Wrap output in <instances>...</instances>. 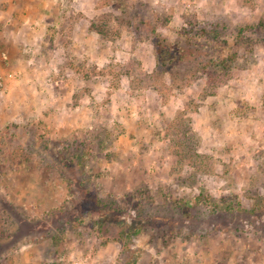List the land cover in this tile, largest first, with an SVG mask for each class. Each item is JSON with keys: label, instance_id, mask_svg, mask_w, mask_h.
I'll list each match as a JSON object with an SVG mask.
<instances>
[{"label": "rangeland", "instance_id": "374dc122", "mask_svg": "<svg viewBox=\"0 0 264 264\" xmlns=\"http://www.w3.org/2000/svg\"><path fill=\"white\" fill-rule=\"evenodd\" d=\"M54 152L127 204L107 218L176 204L181 234L134 236L133 264H264V0H0V264H120L126 228H93Z\"/></svg>", "mask_w": 264, "mask_h": 264}, {"label": "trees", "instance_id": "16d2710c", "mask_svg": "<svg viewBox=\"0 0 264 264\" xmlns=\"http://www.w3.org/2000/svg\"><path fill=\"white\" fill-rule=\"evenodd\" d=\"M206 29V28H205ZM204 33V32H203ZM204 37L210 39L212 38V40L218 41L221 39V34L219 33L218 30H209V31H205L204 33ZM172 48H174V46H172ZM178 49V47H177ZM169 53H167L166 57L164 58V60L167 61H175L174 65H179L180 62H186V61H191L192 59L195 60H200L202 62L207 61V63H205V65L207 67L209 66H213V62L210 60L208 61V59L210 58V55H208L207 52H198L197 54L194 52H190L187 49L184 48H180L176 51H170L168 48ZM199 51V50H198ZM194 57V58H193ZM200 59H199V58ZM225 61H223L222 65H225L224 63ZM161 63V62H160ZM190 63V62H189ZM220 62L216 61V64H219ZM169 64V63H168ZM166 63H163L161 65V67H167V72H169V66ZM164 72V71H163ZM54 156L52 157V163L59 169H63L65 174L67 175V178L70 182V192L72 193V195L74 194V189H75V184H79V186L81 187H85V194L87 197H84L82 200L83 203H88V206H83L82 209V214L84 215V217L86 219H90L93 220L95 217H100V216H104L105 219L103 220L102 225H95L93 226V228H99L100 229H104L106 227V225H112V224H116L117 228H122L125 227V233L121 234L120 236H116V234L114 236H112L116 241H119L122 244L123 250L121 253V263L120 264H133V262L130 260V253H133L132 248L130 246V241H132L134 236L139 235L140 233L144 232L147 229H153L157 231V234L155 235L158 238H165L166 242H168L169 240H173L174 238H176L179 234H181L180 230H176L175 229V222H172V214H169L170 212H172V210H175L174 205L176 206V204L174 205H161L158 206V204H156V199L154 197H150L146 202L147 204H151L154 207L153 210H151L152 214H150V216H144L143 213L137 212L136 214V219H135V223L129 222L128 220L124 221L121 219H117L116 217L114 218H107V216L110 214H117L120 211H125L126 209H128V207H126L125 205H127L125 203L124 204H115V203H111L110 199L106 200L104 198H102L97 192H95L94 188L91 186V179L89 176V172L87 170V161L85 160V154H83L82 156L79 157V155H77L76 153V158H79L78 161L76 162H70V165L72 167H76L78 166V168L80 169V175H81V179L80 180H76L75 176L73 174H71V172H69V170H67L66 165L64 166L62 164L63 159L64 158H58V156L56 154H58L57 152H54ZM72 154V153H70ZM84 162H85V166H84ZM64 163V162H63ZM111 203V204H110ZM205 203L201 202V199H198V202H186L185 204L183 203V201H180L178 207L181 209L182 215L183 217L189 221L188 223H191L193 221H195L197 218L199 219L198 215L201 214H205L204 211H202V208L204 206ZM124 205V206H123ZM141 205L144 206L145 202L141 201ZM141 205L139 204L138 207H141ZM229 206L228 207V211L233 210L234 209V205L231 203H228ZM162 210L160 211H166L168 214L164 217H160L157 216L158 213L157 212V207ZM219 204L218 202L215 203L214 208L218 209ZM155 208V209H154ZM214 209V211L216 210ZM226 209L223 207V210ZM58 210V209H57ZM60 211H64L61 210ZM113 212V213H111ZM105 214V215H104ZM155 214V215H153ZM134 220V219H133ZM24 225H26V223H24ZM116 228V229H117ZM166 232L168 233L167 235H163L162 233ZM126 234V235H125ZM128 238V239H127ZM127 239V240H126Z\"/></svg>", "mask_w": 264, "mask_h": 264}]
</instances>
